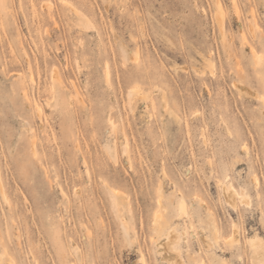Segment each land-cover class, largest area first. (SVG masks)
Wrapping results in <instances>:
<instances>
[{
    "label": "rangeland",
    "instance_id": "obj_1",
    "mask_svg": "<svg viewBox=\"0 0 264 264\" xmlns=\"http://www.w3.org/2000/svg\"><path fill=\"white\" fill-rule=\"evenodd\" d=\"M172 227L264 264V0H0V264H172Z\"/></svg>",
    "mask_w": 264,
    "mask_h": 264
},
{
    "label": "bare ground",
    "instance_id": "obj_2",
    "mask_svg": "<svg viewBox=\"0 0 264 264\" xmlns=\"http://www.w3.org/2000/svg\"><path fill=\"white\" fill-rule=\"evenodd\" d=\"M54 75H56V73ZM255 181L257 182L256 178H255ZM222 192L224 194V198H225L226 202H228L229 205L233 204V203L235 204L237 201H242L245 199V196L244 195L242 197L239 196L240 193H238L236 191V189L233 188V186H231V185H223L222 186ZM179 210L181 213H185L186 207H185L184 201H182V200L179 202ZM159 214L160 213H158L157 216H159ZM156 225H157V229L160 230L161 223H158L156 221ZM209 228H210L209 229L210 235L216 239L219 236L218 227L216 225L212 224V225H209ZM167 230L168 231H167L166 235L163 236L158 243L161 246V251H162L163 257L170 260L172 262V264H175L179 261V258H180V251L177 247V242L179 240L178 234L176 235V230L174 227L169 228ZM231 232H232L231 234H232V238H233L232 241L233 240L239 241L236 229L233 226H232ZM200 235H201V239L204 241V244L207 245V247H208L212 242L211 238L208 237L206 233L201 232ZM259 243L260 242H258V245H259ZM259 246L262 247V244H260ZM261 247H260V249H262ZM182 264H183V261H182Z\"/></svg>",
    "mask_w": 264,
    "mask_h": 264
}]
</instances>
